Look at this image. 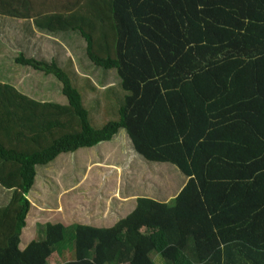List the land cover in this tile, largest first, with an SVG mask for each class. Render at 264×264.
<instances>
[{
    "label": "trees",
    "instance_id": "obj_1",
    "mask_svg": "<svg viewBox=\"0 0 264 264\" xmlns=\"http://www.w3.org/2000/svg\"><path fill=\"white\" fill-rule=\"evenodd\" d=\"M82 1L86 27H98L93 51L114 46V58L96 56L80 27L50 31L0 16V82L29 94L28 84L45 88L52 78L53 97L81 124L33 154L0 143V161L18 164L22 181L0 264H49L63 247L71 252L63 264H264V0ZM27 3L31 19L81 1ZM23 68L45 77H17ZM120 132L143 161L180 174L172 196L129 188L121 195L133 209L114 225L76 223L64 243L66 226L47 222L20 249L41 170ZM12 196L0 187V208Z\"/></svg>",
    "mask_w": 264,
    "mask_h": 264
},
{
    "label": "rangeland",
    "instance_id": "obj_2",
    "mask_svg": "<svg viewBox=\"0 0 264 264\" xmlns=\"http://www.w3.org/2000/svg\"><path fill=\"white\" fill-rule=\"evenodd\" d=\"M14 1L19 6L24 5V1L23 3L20 0ZM80 1L81 3L74 14L77 16L78 21L82 22L85 17L81 18L80 12L84 9V6L83 1ZM9 13L10 17H13L12 14H17L11 10ZM91 18L90 15L89 19ZM105 18L109 19V15H105ZM96 28L98 29L96 26L93 28L91 26L89 30L93 31ZM113 29L114 26L110 22V38ZM87 33L91 35L90 32ZM92 52L102 58L115 57L114 46H112L111 51L106 52L104 55L96 54L93 51V37ZM23 83L22 81L21 84ZM53 85H55V80L51 78L46 90H44L45 93L41 95L42 100H50L47 97L53 96ZM47 87L50 89L47 90ZM82 96H84L83 93ZM13 104L19 103L13 102ZM105 122L106 120L103 118L94 125L99 126ZM8 174H11L13 179H19L20 176L19 170L5 172L0 168V180L1 175L6 176ZM180 179V174L171 166L156 165L143 161L131 150L129 140L121 132L116 134L109 142L100 143L91 148L79 149L75 153L60 155L50 168L41 170L36 178V184L27 196L35 206L51 209L52 212H42L31 207L32 209H30L26 219L27 227L21 235L19 248L23 249L31 240L41 237L44 225L47 222H60L66 226L64 243H69L73 239L76 223L99 227L112 226L121 217L127 215L133 209L134 204V202H130L131 204L118 206L116 200L118 194L119 197H122L121 193L129 192V188H131L138 190L139 193L147 194L148 197L155 196L150 198H156L158 194L168 193L165 190L170 191L168 195L172 196ZM78 180H81V182L76 183L75 181ZM69 186L73 187L68 188ZM7 190H12L13 196L6 207L0 208V245H2L0 247H3L2 241L13 232L15 215L20 209L18 199L22 195L19 192L17 194L15 189ZM167 201L169 204L172 199L169 198ZM149 232L145 228L141 230L143 234ZM62 254L53 253L48 258V263L63 264L65 259H71V252L67 247H63ZM155 263L163 264L158 257L155 258Z\"/></svg>",
    "mask_w": 264,
    "mask_h": 264
},
{
    "label": "crops",
    "instance_id": "obj_3",
    "mask_svg": "<svg viewBox=\"0 0 264 264\" xmlns=\"http://www.w3.org/2000/svg\"><path fill=\"white\" fill-rule=\"evenodd\" d=\"M20 1L22 3L24 1V5L19 6L14 0H0V16L10 17L9 12L11 10L17 14H12L13 17L10 18L18 21L29 19L33 26L39 28L54 31L80 27L84 31L90 32L89 28L86 27L85 20L79 22L74 14L78 8L68 14L47 13L39 18L30 19L27 12V0ZM17 77L45 76L32 69L23 68L19 71ZM26 83L28 84V80H26ZM28 89L29 94L19 90L16 86L0 82V143L5 148L17 150L20 153L33 154L48 148L55 139L63 135L81 132L80 120L71 107L56 101L53 96L47 97L50 100H42L41 95L45 93L46 87L42 88L41 83L36 90H33L28 84ZM11 101L19 104L12 105L13 102ZM0 168L5 172H12V170H19V165L13 162L0 161ZM1 176V188L6 190L12 188L16 190L17 194L22 193L20 176L19 179L16 178L18 181L13 179L11 174ZM75 182L79 183L81 180ZM27 198L30 201V198ZM116 198L118 206H125L133 202L127 196L119 197V194ZM31 204L32 208H37L42 212H52L51 209L39 208L32 202Z\"/></svg>",
    "mask_w": 264,
    "mask_h": 264
}]
</instances>
